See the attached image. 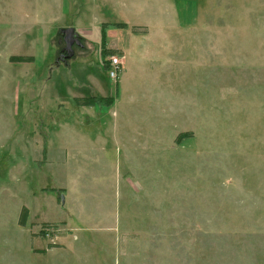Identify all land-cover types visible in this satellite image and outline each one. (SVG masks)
<instances>
[{
	"label": "rangeland",
	"instance_id": "rangeland-1",
	"mask_svg": "<svg viewBox=\"0 0 264 264\" xmlns=\"http://www.w3.org/2000/svg\"><path fill=\"white\" fill-rule=\"evenodd\" d=\"M0 264H264V0H0Z\"/></svg>",
	"mask_w": 264,
	"mask_h": 264
},
{
	"label": "trees",
	"instance_id": "trees-1",
	"mask_svg": "<svg viewBox=\"0 0 264 264\" xmlns=\"http://www.w3.org/2000/svg\"><path fill=\"white\" fill-rule=\"evenodd\" d=\"M13 61L14 62L31 63V62H33V58H30V57H14ZM113 100H114L113 98L109 99V98H97V97L88 96V97H83V98H75L74 103L78 107H93L95 105H98V103L100 104L101 102H107L108 103L107 106L109 107L110 104L113 105ZM27 219H28V209L24 208L23 212L20 215L19 224L21 226H25Z\"/></svg>",
	"mask_w": 264,
	"mask_h": 264
},
{
	"label": "crops",
	"instance_id": "crops-1",
	"mask_svg": "<svg viewBox=\"0 0 264 264\" xmlns=\"http://www.w3.org/2000/svg\"><path fill=\"white\" fill-rule=\"evenodd\" d=\"M140 50H142V49H140ZM124 52H125L124 58L126 60L125 61V70H124V72H123V74L121 76V81H120V84H119V87L121 86L122 89L125 88V82L127 81V78L130 75L129 66H130V64H132V59H131L132 58V56H131L132 51H131L130 47H126V49L124 50ZM137 55H140V60H138V61H140L139 63L142 64L143 69H145L146 66H147V64L149 63V60L147 58H145L146 57L145 51H143V50L142 51H139L137 53ZM144 72H147L148 73V70L145 69ZM120 92H121V90L119 89V93ZM75 98H73V99H75ZM119 104H120V102H118V104L116 106H118Z\"/></svg>",
	"mask_w": 264,
	"mask_h": 264
},
{
	"label": "water",
	"instance_id": "water-1",
	"mask_svg": "<svg viewBox=\"0 0 264 264\" xmlns=\"http://www.w3.org/2000/svg\"><path fill=\"white\" fill-rule=\"evenodd\" d=\"M60 33L62 36H64V40H65L66 45H67L66 51L71 54L73 51L72 46L74 44H80L78 37L75 38V36H77V35H76L74 28H68L65 30H61Z\"/></svg>",
	"mask_w": 264,
	"mask_h": 264
},
{
	"label": "built area",
	"instance_id": "built-area-1",
	"mask_svg": "<svg viewBox=\"0 0 264 264\" xmlns=\"http://www.w3.org/2000/svg\"><path fill=\"white\" fill-rule=\"evenodd\" d=\"M111 66L113 67V69H111L110 71V77L115 80L119 76V68H120L119 60L114 59Z\"/></svg>",
	"mask_w": 264,
	"mask_h": 264
},
{
	"label": "flooded vegetation",
	"instance_id": "flooded-vegetation-1",
	"mask_svg": "<svg viewBox=\"0 0 264 264\" xmlns=\"http://www.w3.org/2000/svg\"><path fill=\"white\" fill-rule=\"evenodd\" d=\"M76 37H78V35H77V36H75V38H76Z\"/></svg>",
	"mask_w": 264,
	"mask_h": 264
}]
</instances>
